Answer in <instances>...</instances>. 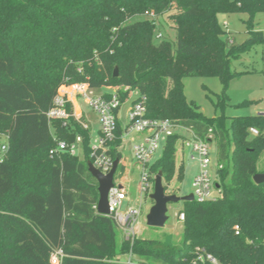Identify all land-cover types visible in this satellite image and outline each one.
Segmentation results:
<instances>
[{
  "label": "trees",
  "instance_id": "16d2710c",
  "mask_svg": "<svg viewBox=\"0 0 264 264\" xmlns=\"http://www.w3.org/2000/svg\"><path fill=\"white\" fill-rule=\"evenodd\" d=\"M147 12L169 18L177 42H157ZM221 12L246 14L249 39L231 44ZM260 12L264 0H0V150L7 145L0 154V264H53L57 250L61 264H130L120 259L130 252L141 259L131 264H153L142 260L153 257L188 264L198 246L220 264H264V183L254 180L264 173L258 170L264 114L226 115L229 83L240 74L233 60L264 44L254 19ZM199 76L221 81L223 91L213 102L217 116H206L187 98L184 79ZM81 82L94 89L123 87L122 101L138 91L146 97L147 118L169 119L204 139L212 133L222 196L184 202L181 246L140 237L132 245L98 213L99 184L88 166L91 130L71 117H48L58 89ZM118 124L110 155L120 159L123 176ZM78 136L81 155L56 151L58 142ZM178 139L169 136L150 166V174L161 171L166 183L185 178L184 163L177 166Z\"/></svg>",
  "mask_w": 264,
  "mask_h": 264
},
{
  "label": "built area",
  "instance_id": "2783aa9c",
  "mask_svg": "<svg viewBox=\"0 0 264 264\" xmlns=\"http://www.w3.org/2000/svg\"><path fill=\"white\" fill-rule=\"evenodd\" d=\"M146 16L154 19L157 22V17L153 12H147ZM156 39H162V33L155 34ZM106 88V87H105ZM123 87L106 88L105 91L97 92L87 82L64 84L58 89V94L54 98L53 106L48 112V117L52 119L74 118L75 121L83 128L91 130V125L85 119L78 118L76 108L81 113L83 111L78 107L79 99H83L90 108L99 115L100 128L96 137L91 139L90 157L94 166L104 174L109 173L114 166L115 159L110 155L111 144L118 137V122H120L119 113L121 110L122 96L119 91ZM123 90H126L123 88ZM137 97L132 101L131 108L127 114V121L123 126V132L120 135L123 141L126 137L140 135L141 137L133 140L132 153L133 158L142 166L141 180L139 191L142 194V199L145 195L152 194L154 182L152 174H150V166L154 162L155 156L162 147L164 149L167 138L174 134L179 135V145L181 146V155L189 156L198 165V171L193 180L194 200L200 203L205 201L217 200L222 196V189L219 185V168L222 165L218 163L216 169L211 171L212 156L211 146L214 140L210 132L208 139L200 138L196 132L187 126H183L169 119L158 120L146 117L145 100L138 91ZM82 116V114H81ZM252 135H258L259 131L252 127L250 130ZM92 134V132H91ZM124 142V141H123ZM56 151H69L72 155H81L82 153V138L78 136L72 143L58 142ZM123 144V143H122ZM118 146L120 148L122 146ZM178 145V146H179ZM7 150V145L1 147V152ZM158 158V157H157ZM156 158V159H157ZM155 159V160H156ZM151 196V195H150ZM125 201L130 202L129 192L124 184L118 183L115 177L114 186L109 190V209L110 217L118 231L122 235V240H126L134 244L136 238L139 237V219L143 214L142 204L128 205L125 209L122 208ZM141 202V200H140ZM179 221L185 219L184 213H179ZM236 233L239 226L235 227ZM63 256L62 250H57L52 254L51 261L53 264H61ZM127 260H122L125 263H136L132 258V252L125 254ZM188 264H220L219 260L214 257L204 247H196L194 256Z\"/></svg>",
  "mask_w": 264,
  "mask_h": 264
},
{
  "label": "rangeland",
  "instance_id": "374dc122",
  "mask_svg": "<svg viewBox=\"0 0 264 264\" xmlns=\"http://www.w3.org/2000/svg\"><path fill=\"white\" fill-rule=\"evenodd\" d=\"M146 18V17H144ZM248 16L244 13L221 12L218 14V20L223 25L227 32L226 37L232 44H243L249 36L247 34L246 23ZM255 26L257 30L261 31L264 36V12L257 13L254 17ZM157 32L162 33V39H169L173 43L177 42L176 30L172 27V22L166 16L157 18ZM159 42V39L158 41ZM233 69L240 74L234 77L228 86L227 110L226 115L234 116H251L257 114H264V44H255L248 51L233 60ZM186 95L188 100L194 101L196 105L201 108V111L209 117H214L219 114L220 110L215 107L213 102H216V94H221L223 91L220 79L216 77H187L184 79ZM97 92L105 91L106 88L95 89ZM137 97V92L132 91L130 97L122 103L120 110V121L125 125L127 121V114L131 108L132 101ZM243 101L250 102V105L237 106L238 103ZM78 107L83 111L81 113L86 121L91 125L92 135L96 137L100 128L99 115L89 107L83 100L79 99ZM264 134V133H263ZM132 136L126 137L123 141L120 151L123 154L126 171L123 176L120 175L121 165H119L116 172V180L118 183L124 184L131 201H125L122 208L125 209L128 205L142 204L143 214L139 219V237L144 239H157L175 247L181 246L183 236V223L179 221L178 215L184 209V202H170L168 207L169 219L164 227L147 225V215L152 209L154 201L151 200L150 195H145L142 199V194L139 191L141 180L142 166L133 158L132 153ZM5 135H0V143H4ZM1 145V144H0ZM181 146L177 150V166L181 162L185 166V178L183 181H178L176 178L171 182L166 183L163 178V184L166 193L174 194L177 192L179 196H185L194 192L193 180L198 171L196 161H193L187 155H181ZM163 152V147L158 150L155 159ZM0 150V154H1ZM212 165L211 171L216 169L219 162L217 155V143L213 142L211 146ZM157 158V159H158ZM154 159V161H156ZM122 162V163H123ZM258 170L264 171V152L261 153L258 161ZM152 174V173H151ZM158 174H152L154 179ZM154 189H152V193ZM141 200V202H140ZM119 232V231H118ZM120 239L122 237L119 232ZM122 260H127V256L120 257ZM136 263L141 259L137 257L132 258ZM153 264H167L157 258H142Z\"/></svg>",
  "mask_w": 264,
  "mask_h": 264
},
{
  "label": "water",
  "instance_id": "95a60500",
  "mask_svg": "<svg viewBox=\"0 0 264 264\" xmlns=\"http://www.w3.org/2000/svg\"><path fill=\"white\" fill-rule=\"evenodd\" d=\"M114 74L118 75V67L115 68ZM146 73H137V77L141 78L145 76ZM120 159L115 160L113 169L104 174L99 171L93 164L92 161L88 162L89 171L98 181V192L100 193L99 201L97 203L96 209L99 214L110 215L111 210L109 209V190L114 186V181L116 177L117 169L120 165ZM155 178L154 192L150 196L151 200L154 201L152 209L147 215V225L164 227L169 219V203L170 202H186L194 201V194H187L185 196H179L177 194H167L163 184V174L161 171L157 173ZM256 183H264V173H257L254 176Z\"/></svg>",
  "mask_w": 264,
  "mask_h": 264
},
{
  "label": "crops",
  "instance_id": "0c3cea01",
  "mask_svg": "<svg viewBox=\"0 0 264 264\" xmlns=\"http://www.w3.org/2000/svg\"><path fill=\"white\" fill-rule=\"evenodd\" d=\"M231 44H232V43H231ZM76 114H77L78 118H80L81 120L84 119L83 115L81 116V112H80L79 109H77V108H76ZM119 114H120V113H119ZM119 118H120V117H119ZM120 123H121V121H120ZM121 124H122V123H121ZM123 125H124V124H123ZM91 132H92V130H91ZM132 137H133V138H132V141H133V140H135V139L140 138L141 136L135 134V135H133ZM132 143H133V142H132ZM121 147H122V146H121ZM121 147L119 148V150L121 149ZM122 155H123V154H122ZM123 161H124V159H123ZM123 161H122V162H123ZM123 163H124V162H123ZM124 164H125V163H124ZM125 171H126V170H125Z\"/></svg>",
  "mask_w": 264,
  "mask_h": 264
}]
</instances>
